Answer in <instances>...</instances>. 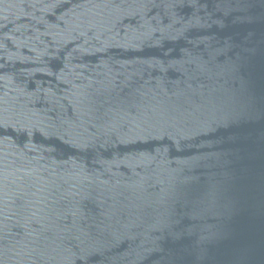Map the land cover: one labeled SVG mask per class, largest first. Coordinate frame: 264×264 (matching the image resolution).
<instances>
[{"label":"water","instance_id":"95a60500","mask_svg":"<svg viewBox=\"0 0 264 264\" xmlns=\"http://www.w3.org/2000/svg\"><path fill=\"white\" fill-rule=\"evenodd\" d=\"M0 264H264V0H0Z\"/></svg>","mask_w":264,"mask_h":264}]
</instances>
